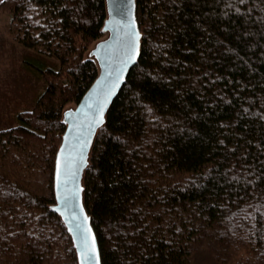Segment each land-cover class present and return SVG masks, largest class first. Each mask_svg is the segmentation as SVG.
Masks as SVG:
<instances>
[{"label": "trees", "instance_id": "obj_1", "mask_svg": "<svg viewBox=\"0 0 264 264\" xmlns=\"http://www.w3.org/2000/svg\"><path fill=\"white\" fill-rule=\"evenodd\" d=\"M60 63L0 129V264H78L54 203L63 111L98 74L105 0H0ZM139 60L95 138L84 201L103 264H264V0H138Z\"/></svg>", "mask_w": 264, "mask_h": 264}, {"label": "water", "instance_id": "obj_2", "mask_svg": "<svg viewBox=\"0 0 264 264\" xmlns=\"http://www.w3.org/2000/svg\"><path fill=\"white\" fill-rule=\"evenodd\" d=\"M106 18L98 39L87 53L98 74L74 105L63 111L65 129L53 172L54 203L76 251L78 264H103L97 232L84 201V175L92 147L107 114L139 60L142 31L138 0H105Z\"/></svg>", "mask_w": 264, "mask_h": 264}, {"label": "rangeland", "instance_id": "obj_3", "mask_svg": "<svg viewBox=\"0 0 264 264\" xmlns=\"http://www.w3.org/2000/svg\"><path fill=\"white\" fill-rule=\"evenodd\" d=\"M10 21L11 15L0 10V129L19 125L18 113L32 109L44 91L46 81L33 65L41 64L56 70L60 68L57 59L26 48L16 41L9 34ZM75 104L69 103L65 108Z\"/></svg>", "mask_w": 264, "mask_h": 264}, {"label": "bare ground", "instance_id": "obj_4", "mask_svg": "<svg viewBox=\"0 0 264 264\" xmlns=\"http://www.w3.org/2000/svg\"><path fill=\"white\" fill-rule=\"evenodd\" d=\"M48 55V54H47Z\"/></svg>", "mask_w": 264, "mask_h": 264}]
</instances>
